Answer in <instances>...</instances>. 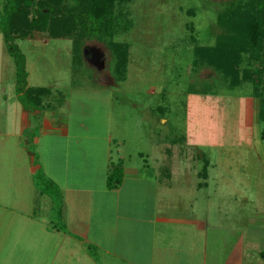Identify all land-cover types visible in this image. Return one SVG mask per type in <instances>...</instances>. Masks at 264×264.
<instances>
[{"label": "rangeland", "instance_id": "rangeland-1", "mask_svg": "<svg viewBox=\"0 0 264 264\" xmlns=\"http://www.w3.org/2000/svg\"><path fill=\"white\" fill-rule=\"evenodd\" d=\"M238 1L117 3L113 23L115 40L129 46L121 75L116 70L121 51L113 53L108 40L86 41L79 58L73 52L72 39L52 38L43 32L18 39L16 42L26 58L28 85L49 88L51 94L44 98L43 104H51V110L56 112L54 118H61L69 125L72 144L60 136L56 139L58 145L65 142L57 152L60 162L63 163L67 153L71 158L89 154L86 161L92 169L105 162L112 168L121 163L124 170L128 167L145 171L151 184L156 179L164 185L171 184L174 190L168 198H173V205L183 202V209L193 199L189 195L191 188L206 183L198 191L201 207L215 210L220 222L235 223L244 231L249 226L242 213L246 205L257 219L264 216V120H258L253 85L242 83L230 87L212 68L195 71L192 66L196 42L191 34L200 45L215 44L220 32L218 13ZM6 47L0 32V69L4 58L7 78L17 82L16 62ZM103 75L112 77L114 84L102 83ZM191 90L198 93H190ZM37 126L29 130V147L35 152L38 170L48 177L45 158L54 151L50 147L52 137L42 134ZM35 137L40 139L39 149ZM78 140L84 149L82 154L74 142ZM198 141L218 144L194 146ZM92 147L99 157L91 158L88 150ZM205 161L208 162L206 176L201 174ZM67 166L68 172L75 173L72 170L78 164L67 162ZM172 168L181 173L179 178L185 179L186 184L165 174ZM35 175L32 192L36 193V199L31 204L36 203L38 212L41 211L38 214L44 215L51 202L52 214L45 213L48 222L68 228L55 212L54 193H48L45 185L38 186ZM53 182L59 188L55 198L62 203L61 188L57 181ZM144 194L139 205L149 206L146 209L150 211V193ZM20 198L27 200L26 192H21ZM229 206L238 211L233 219L225 214ZM259 226L256 222L247 233L261 239L264 228Z\"/></svg>", "mask_w": 264, "mask_h": 264}, {"label": "crops", "instance_id": "crops-1", "mask_svg": "<svg viewBox=\"0 0 264 264\" xmlns=\"http://www.w3.org/2000/svg\"><path fill=\"white\" fill-rule=\"evenodd\" d=\"M2 3L0 0V7ZM38 32L43 31H35L28 38ZM5 68L3 58L0 69V264H264V236L255 239L247 233L256 222L264 228V216L257 219L246 205L242 210L249 225L245 231L235 223L220 222L215 210L201 207L198 200V191L206 183L191 188L189 195L193 199L183 209L180 197L179 206L173 205V198H168L174 190L171 184L164 185L158 179L151 184L148 173L137 168L126 167L122 183L114 189L106 188L112 165L102 162V166L101 163L92 169L86 161L89 154H82L80 140L74 142L83 156L71 158L67 153L63 163L60 162L57 152L63 148L64 141L72 144V140L68 123L54 118L53 110L38 111L41 133L51 135L50 147L54 148L45 158V171L61 188L60 219L68 228L49 223L45 213L51 212V202L44 215L38 214L41 211L38 212L36 203L31 204L36 199L32 190L40 165L35 162L36 155L28 146L25 132L37 124L36 114L23 106L16 92V81L7 78ZM59 136L66 140L58 145ZM34 143L41 148L39 137L34 138ZM205 144L213 146L218 142L193 143L194 146ZM88 151L91 158L99 157L93 147ZM67 162L78 164L72 170L75 173L68 172ZM165 174L182 178L173 168ZM182 182L186 184L185 179ZM21 192H26L27 200L20 198ZM142 193L144 196L150 193V211L146 209L149 206L139 205ZM245 201L250 202L248 198ZM237 213L229 206L225 214L233 219Z\"/></svg>", "mask_w": 264, "mask_h": 264}, {"label": "trees", "instance_id": "trees-1", "mask_svg": "<svg viewBox=\"0 0 264 264\" xmlns=\"http://www.w3.org/2000/svg\"><path fill=\"white\" fill-rule=\"evenodd\" d=\"M124 1L129 0H3L0 30L16 62V92L23 106L35 112L38 128L41 126L38 111L51 110V104H43L51 90L47 87L28 86L26 58L16 41L26 39L40 30L52 38L72 39L73 52L80 58L86 41L108 40L113 53L121 51V56L118 55L116 59V70L121 75L120 71L127 63L129 46L115 40L113 23L115 5ZM217 25L220 32L213 45H200L197 37L191 34L192 41L196 42L192 66L195 71L203 67L212 68L230 87L251 83L254 99L258 100V120H264V0L233 2L218 13ZM193 92L198 93L190 91ZM29 133V130L25 132L28 146ZM207 165L205 161L201 172L204 176L207 174ZM35 177L38 186L45 185L48 193H54L55 212L61 217V202L55 198L59 188L41 170L36 172ZM123 177V164L118 163L107 177V187H118ZM50 187L55 191L52 192Z\"/></svg>", "mask_w": 264, "mask_h": 264}, {"label": "water", "instance_id": "water-1", "mask_svg": "<svg viewBox=\"0 0 264 264\" xmlns=\"http://www.w3.org/2000/svg\"><path fill=\"white\" fill-rule=\"evenodd\" d=\"M102 82L113 84L114 83V79L112 77H110V76L103 75Z\"/></svg>", "mask_w": 264, "mask_h": 264}]
</instances>
